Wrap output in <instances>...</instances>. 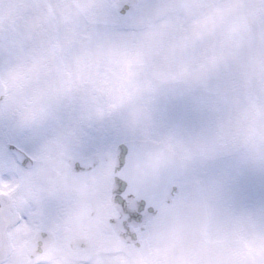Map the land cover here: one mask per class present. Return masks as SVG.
<instances>
[{"label":"rangeland","instance_id":"obj_1","mask_svg":"<svg viewBox=\"0 0 264 264\" xmlns=\"http://www.w3.org/2000/svg\"><path fill=\"white\" fill-rule=\"evenodd\" d=\"M252 1H255L252 7L256 10L264 8V0ZM239 5L245 6V1ZM58 6L60 7V4ZM211 10L213 11L207 15L219 8ZM55 16L58 20V16L56 14ZM228 17L230 16L227 11H223L203 20L211 25L210 28L219 27V30L215 32L219 37L225 38L227 45L225 49L227 53L219 54L218 49H213L218 54L211 56L210 63L222 65L226 59L234 57L237 61H241V66L245 63L243 65L245 71L240 77H232L219 70L214 74L209 73V81L206 78L204 83L207 84V90H211L212 95L204 91L201 93L193 91L190 96V99H193L192 106H188L185 100L170 106L168 104L170 99L178 98L174 86L165 87L160 84L159 88L149 92L148 89L152 83L150 79L137 73H128L120 66L112 64V89L102 92L106 93L102 99L90 92L92 101L96 102L94 112L78 105L79 107L75 108L73 121L66 124V127L69 125L72 129L74 125L77 126L75 128L78 134L74 133V135L79 136L81 140L73 138L60 143V151H62L60 166L68 157H84L94 151L112 152L118 143L131 137L166 141L176 150L181 151L184 156L186 165L184 181L191 183L200 191L198 197L185 200L181 205L177 203V241L188 243L192 256L198 255L200 262L208 263L209 258H202L200 255L203 254L202 251L210 250L213 251L211 252L213 256L209 264H240L236 261L232 246L236 243V239H243L250 253L244 255L242 263L264 264V90L259 85L260 83L264 86V53H261L264 49L258 42L253 46L255 50L253 57L248 56V49H242L241 57L232 53L234 43L229 40V33L225 27L220 29L221 23L226 26L225 21L227 22ZM113 26L119 27L117 35H120L113 40H117L113 44V63H121L122 60L126 61L130 58L138 59L140 52L139 44H137L136 19L126 21L114 8ZM204 30L206 28H201L199 31ZM116 33L117 29H113V35ZM260 37L264 40V33H261ZM9 50L6 47L2 54L4 65L13 56ZM29 63L33 65L32 60ZM123 65L132 72L138 71L137 65L131 61ZM210 70L213 69L210 68ZM5 75L9 78L11 87L8 100L0 107V137L3 139L0 144L10 139L29 143L37 149L41 147V150L47 147L56 149L57 142H50L53 145L46 143L47 139H43L45 132L35 128L36 120L29 121L21 118L16 123H12L14 108L11 105V99L16 96V83L12 81L16 80L18 71L13 72L8 63ZM124 81L131 82L135 91L141 89L139 94L123 92L120 85ZM243 81H248L246 87L251 86L250 90L258 89L257 92L261 97L259 104L263 107L262 111L257 107L260 116L247 113L244 108L247 104L246 100L242 102L238 115L231 111L232 101L237 100L239 96V92L233 90ZM100 86L97 84V87ZM22 93L19 104L29 106L24 104L27 102L28 94L23 91ZM199 94L206 98L201 99ZM153 97L158 98L159 104ZM119 105L120 108H118ZM185 107L187 114L184 111ZM90 114L92 117L89 119ZM143 117H147L148 121H145ZM139 118L142 119L139 120ZM187 118H189L188 121H186ZM33 130H35L34 133ZM48 131V137H51L52 129L49 128ZM70 134L67 130L66 134L60 131V138L63 137L62 140H64V137ZM33 137L37 139L34 140ZM220 155L230 156L235 163L231 180L211 175L207 170L208 162ZM110 170L112 172V167ZM60 175L63 177L60 181L62 198L72 195L70 184L79 180L85 184V179H88L84 175L71 176L66 166L64 170H60ZM39 186L41 185L33 183V187ZM38 205L40 207L42 202ZM42 208H44L43 205L39 210ZM31 215L33 218L37 217L36 212H31ZM74 219L76 217L70 216L69 221ZM238 235L242 236L237 238ZM247 248H241L240 252ZM182 263L187 264L184 261Z\"/></svg>","mask_w":264,"mask_h":264},{"label":"flooded vegetation","instance_id":"obj_2","mask_svg":"<svg viewBox=\"0 0 264 264\" xmlns=\"http://www.w3.org/2000/svg\"><path fill=\"white\" fill-rule=\"evenodd\" d=\"M111 0H109V3L105 5V11H110L111 10ZM22 21V20H21ZM37 26L40 25L42 20L38 19V16H36L33 21ZM9 27L12 29V33L14 34L12 36V39L17 35V34H22L24 29L20 27V23L16 22L14 25H11V22H7ZM7 25V27H8ZM25 28L29 29L30 28V22L25 24ZM16 39V37H15ZM53 81L49 82L50 88H52L54 85ZM60 84V83H59ZM53 166L55 167L56 165V173L50 171V170H43L44 172V177L46 180H51L56 182L58 185H60V159L57 160V163L55 160H53ZM41 166L37 172L39 174L41 172ZM11 211L8 209L2 208V214L5 217L7 226L5 229V246L11 254L14 253L13 261L14 264H48L49 259L45 257L44 255L36 256L33 258L31 253H29V249L25 245V243H22L21 241H16L14 238L15 242L12 240V237L10 235V224H11ZM92 213V212H91ZM112 215V210L110 209L109 211L107 210H96L95 216L92 215L90 218V227H89V233L88 236L92 241H96L100 237L99 232L102 230V226L105 225L103 228L107 240L109 241L108 244H102L100 245V248L94 251H90L93 247H96V245L93 243L90 246L89 250H84L80 248H74L73 246V241L74 238L77 236H80L81 234L77 233L74 229L72 232H70L69 229L65 226V224H61L60 222L62 221L60 219V215L51 219H47L45 221V224H47L49 221V225L45 226L48 228H51L57 232L56 235V241L54 245H57L56 251L60 252V255L64 257L65 252H72L70 248H74V256H73V264H77L80 262H85V260H80L78 257L85 255L86 252L90 251L88 254L94 253L92 256H97V255H106L108 259L104 261L102 264H116L117 262H120L123 260L122 264H146V259L144 256V250L143 247L140 244H130L124 242L117 233H115L114 228L111 226V224L108 222V217L110 219V216ZM107 219V221H105ZM150 222L145 230H142L141 228H138L137 230V236H138V241H142L144 239V233H146V236L149 241L150 245V256L149 260L147 259V264H157V262H160V258L162 257L161 253L156 249L154 246L155 243H151L150 239L154 241L157 237V230L154 225L151 224ZM155 224V223H153ZM152 225V227H151ZM70 235H72L70 237ZM150 238V239H149ZM58 243V244H57ZM86 251V252H84ZM17 253V255H16ZM176 256V247L175 245H171L169 253H168V258H172ZM130 258V261L128 260ZM98 261L90 259L89 263L90 264H96Z\"/></svg>","mask_w":264,"mask_h":264},{"label":"snow or ice","instance_id":"obj_3","mask_svg":"<svg viewBox=\"0 0 264 264\" xmlns=\"http://www.w3.org/2000/svg\"><path fill=\"white\" fill-rule=\"evenodd\" d=\"M131 11L129 5H123L120 9L121 15H126ZM187 114V108L184 109ZM235 163L228 155H220L208 162L207 170L211 175H218L225 180L232 179V171ZM121 181L116 180L117 187L114 189L113 201L116 203L119 197V204L116 206L117 214L120 218V227L124 233H131L132 236L136 234V229L142 225L144 219L152 212L151 206L145 200L134 201L131 195H127V186L123 191L120 190ZM2 264V261H0Z\"/></svg>","mask_w":264,"mask_h":264}]
</instances>
